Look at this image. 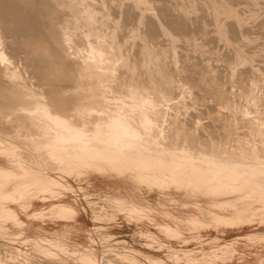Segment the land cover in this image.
I'll return each mask as SVG.
<instances>
[{
	"label": "bare ground",
	"instance_id": "obj_1",
	"mask_svg": "<svg viewBox=\"0 0 264 264\" xmlns=\"http://www.w3.org/2000/svg\"><path fill=\"white\" fill-rule=\"evenodd\" d=\"M95 1L49 0V9L58 15L56 25L50 20L41 22L42 7L34 8L29 19H24L23 6L16 4V0L0 5L3 18L13 15L16 20L12 26L22 28L14 34H25L35 43L27 59L39 67L34 79L24 77L15 58L3 51L0 36V240L18 243L22 248L32 245L36 255L15 247L16 255L0 246V264H264V159L258 155L261 152L250 150L252 160L246 161L241 153L244 147L237 152L217 145L220 140H202L187 131L178 113L185 105L188 81L183 82L184 86L182 81L175 80L174 72L166 70L168 62L166 68L163 66L165 59L169 61L167 57L178 55L173 49L178 39L173 26L161 23L155 15L150 20L145 17L151 29V34H146L152 37L155 31L166 35V40L171 38L174 47L168 42L174 55H169L166 48L152 47L156 42L151 40L149 45L151 38L136 30L130 34L132 40L129 35L127 39L123 37L130 43L142 41L139 54L132 55L128 53L130 47H126L127 52L123 50L124 41H120L117 32L120 20L115 18V11L111 13L108 0H99L100 7L94 6ZM128 1L133 2V6L129 3L135 11L143 7L144 12L155 9L152 0ZM226 1L229 2L208 0L207 4L214 15V32L228 42L231 35L226 23L234 19L233 32H240L255 17L247 18L246 11ZM249 1L256 5L262 2ZM195 4L182 7L181 13L191 16L196 11ZM139 12L134 18L141 25L146 13ZM41 24L58 36L49 39L51 33H43ZM46 39H53L51 55L45 53L46 47L44 52L39 50ZM242 40L246 45L250 42L249 36ZM235 51L234 62L249 66V52L245 54L239 48ZM66 56H73V64H67ZM67 73L72 74L71 80L65 79L66 83L61 85L54 83L58 75ZM258 78L264 88V75L259 74ZM216 79L211 81V88L219 90L217 102L230 107L234 102L219 88L220 79ZM174 96L179 99L173 101ZM250 102L256 110L248 124L264 139V111L257 98ZM5 122L14 123L15 129L7 130ZM40 155L45 162H37ZM91 176L111 182L113 191L102 194L93 190ZM153 195L155 203L151 200ZM81 220H87L89 227L84 231L76 228L74 233L84 232L87 246L70 248L50 231L51 225L59 229L60 225L78 224ZM122 221L136 228L132 236L139 241H133V250L119 248L122 253L114 255L107 249L114 236L105 231L122 226ZM31 233L35 238L29 237Z\"/></svg>",
	"mask_w": 264,
	"mask_h": 264
},
{
	"label": "rangeland",
	"instance_id": "obj_2",
	"mask_svg": "<svg viewBox=\"0 0 264 264\" xmlns=\"http://www.w3.org/2000/svg\"><path fill=\"white\" fill-rule=\"evenodd\" d=\"M5 1L6 0H0V5L1 4L3 5ZM48 1L49 0H46V1L45 0H33V1L32 0H16V4H19V5L21 4V6H23V10H24L23 17H24V19H26V18L29 19V17L32 14V10L39 6L40 9L43 8V12L42 13L40 12V15L43 14L42 15L43 17L40 16V19L43 18L44 21L42 20L41 22L45 23V21L47 22V21L50 20L51 22H53V24L56 25L57 16L58 15L55 14L56 12H53V11L51 12V9H49L51 7L48 6V4H49ZM154 1L152 0L153 5L155 6L154 7L155 9L153 11L147 10V11L144 12L145 9L143 10V8H144L143 6H142L143 8L136 9V11H135L134 7H130L131 6L130 3H132V6H133V2L132 1L130 2L128 0H108L109 4L111 6L110 7L108 5L111 13H114V11H115L114 14L117 15L115 17V15L113 14V17H115V18L118 17L117 18L118 21L120 20L119 21V25L121 27L118 25L119 28H117V32H118L119 39H121L120 41H122V40L124 41V43L122 42L123 43V48H124L123 50L127 52L126 47H127V49H128V47H130L128 49V53H130V54L132 53V55L134 53H137V54H134L136 56L139 54V50H140L139 47H140V44H141L142 41L140 42V40H134L133 42L130 43V41L127 42V40H126L128 37H129L128 39H131V37H130L131 32L136 30V31H138V32L140 31V33H142L140 35H142V36L146 35L145 38H148V39L151 38L150 41L152 40L153 42H156V44L155 43L151 44V43H153L152 41L149 43V40H147V39L145 40V41H147L146 42L147 44L149 43V45L151 44V46L155 45L154 48L158 47L157 49H159V50H162L163 48L164 49L166 48L169 51V53H171L169 55H174V53L177 51L178 55L175 53L174 56L167 57V59L169 61L172 58L171 60L173 62L170 61L171 62L170 63L169 61H167L165 59L163 61V63L165 61L166 62L164 63L165 65L163 64V66H165V68H166L167 67L166 63L168 62L167 64L169 65L168 66L169 68H167L166 70L167 71L170 70V73L174 72L172 75H175V76L178 75L176 77L175 76H173V77L175 78L176 81H180V82L182 81L181 83L184 86L186 84V88H187V85H188V88H189V89L187 88L188 92L184 96V97H186V98H184L185 105H184L183 108L180 109V111L178 113L179 121L185 124V129L187 131H190V133L192 135H194L196 137H200L202 140L209 141L210 139L213 138L214 140H216V143H217V140H220V143L218 142L217 145H219V146H223L224 145L223 147H225L227 149H231V150H234V151L236 150L237 152H241L239 150L242 149V147H244L245 150H243L241 153H242L243 158L246 161H251L252 160L251 156L253 154H252V152H249L250 150H254V153H256V154L261 152L258 155L262 156L261 159L263 160L264 159V152H263L262 148L264 147V141H263L264 139L259 134H257V132L254 129V126L251 127L250 123L248 124V122H249L248 120L251 119L252 116L255 113V112L253 113L252 111L256 110V107L253 105L252 102H250L252 100V98H257L258 99V102L261 104V108L260 109L262 111H264V88L258 81L259 74L260 75H264V72H263L264 71V67H263L264 66V64H263L264 63L263 62L264 61V57H263L264 54L262 53L263 50H261V49H264V45H263L264 44V0H262V2L260 1L261 3H257V5L255 3H253L252 1H249V0H229V2L226 1L230 5L236 6L240 11H242V12L246 11L245 15L247 16V18H251V17L254 18L255 17L251 21L249 19L248 21H250L251 23L248 22L247 24H249V25L246 24L248 27L246 25H245V27L242 26L240 32H236V31L233 32V30H234L233 26L235 25V20L234 19L230 20V21H233V22H228L227 21L228 23H226V27H228V30L231 32V33L229 32V36L231 35L229 37V39L231 40V41H228L229 43L227 41L225 42L224 40L219 39L217 34L214 32L215 31V26L213 25L214 24V17H213L214 15H213L212 10H210V7L207 4L208 0H193V1L190 0L189 3L186 0H184L185 2L182 0V2H184L186 4L185 6L182 5V2L180 0H154ZM195 1H196V3L198 2L197 5L195 4ZM98 3H99V0L95 1L94 6L95 7L96 6L100 7L99 5L101 3L100 4H98ZM128 4H129V6H128ZM187 4L188 5L189 4H193V5L195 4L196 11H194L191 14V16L187 15L188 17H185L184 13H181V10L183 9L182 7H186ZM249 4H250V7H249ZM254 5H255V7H253ZM25 6L27 8H25ZM205 6H207V9H206ZM256 7H258V8H256ZM132 9H134V10H132ZM137 10H139L141 13L139 11H137ZM208 10H209V12H208ZM248 10H251V11L253 10L252 12H255L257 10L258 11L255 12V13H257L255 16L254 15L251 16V14H253V13L251 11H248ZM247 11L250 12V16L247 15V14H249ZM133 12H134V14H133ZM136 12H139L140 14L146 13V14L143 15L145 21H147L148 19L150 20L151 17L155 18V16H156L157 20L159 19L161 21V23L163 22V24L165 23V25L169 24V25L173 26L172 27L173 31H175L174 33L176 35V38H178V39L175 38L176 40H175V43H174L175 44L174 46H176L177 48L174 47L173 44L171 43V41H172L171 38L166 40V38H168L166 35H162L161 33L160 34L155 33V31H152L153 32L152 33V35H153L152 37H150L151 35L146 34L147 32L151 34V32H150L151 29L149 30V28H150V26H149L150 24L149 23L150 22L147 21V24H148L147 25L146 22L144 21L143 24L140 25L138 23V21H137L138 19L134 18L135 17L134 15L136 14ZM27 15H28V17H27ZM153 15H155V16H153ZM182 15H183L184 18L182 17ZM145 17H149V18L147 19ZM13 20H16V18L13 15L10 16V14H8V16L6 18H3V16L1 15V12H0V33H2V34H0V36H1L2 40L4 41V47L2 49H4L3 51L7 55H9L11 58L12 57L15 58V59H13V58L12 59L16 63L19 64L20 70H21V72H22L24 77H26L28 79H30V78L34 79L33 76L37 73L39 67L36 65V63L30 62L29 59H27L28 58L27 54H29L28 53L29 50H33L34 49V44L35 43L33 42V40H31V38H29V36H27L25 34L24 35H16V34H14L15 33L14 31L19 30L21 27H16L14 25L12 26V24L14 23ZM178 21H179V23H178ZM176 22H177V24H176ZM44 23H43V25H44ZM180 23L181 24L183 23V24L181 25ZM257 23H259V24H257ZM41 25H40V30L43 29L42 30L43 33H44L45 30H46L45 33H46L47 36H49V33H51L50 35L52 37L49 36L50 38L49 37H47V38H49V39L55 38L54 35H56L57 32L54 33L53 29H52V31H53L52 32L49 28H46L45 26L43 27V25L42 26ZM138 26H139V29H138ZM230 26H232V27H230ZM54 28H56V26H54ZM174 28H175V30H174ZM11 29H13V30H11ZM7 30H9V31H7ZM47 30H50V31H47ZM242 30H244V31H242ZM246 30H247V32H246ZM29 31H31V30H29ZM235 32L237 33V35L240 33V35H238V37H237V35L235 36V34H236ZM52 33H54V34H52ZM246 33H248V34H246ZM257 33H259V34H257ZM243 34H245V35H243ZM56 36H58V34ZM240 36H242V38ZM245 36H247V37L249 36L250 42L252 41L251 43L250 42L249 43L252 44V45H250L249 43H248V45H246L247 42L246 43L243 42L242 39ZM121 37L122 38L123 37H125V38L127 37V38L126 39L125 38L122 39ZM232 37H233V39H231ZM182 38H184V39H182ZM49 39L45 40L46 43L45 42H44V44L42 43V48L39 47L40 48L39 50H41V52H44L45 50L43 49V47H46L45 49H48L47 51H49V52H47V51L45 52L47 55L48 54L49 55L52 54V52H50V50H51L52 46L54 45V43L52 41L53 39L48 41ZM238 39H239V41L241 39V43L238 42ZM125 41L127 43H125ZM168 41L172 44V46L174 48L172 46H170V43ZM134 42H135V44H134ZM231 42H233V43H231ZM242 43L245 44L246 46L242 45ZM129 44L131 46H129ZM167 44H168V46H167ZM196 44H197L198 49H197V47H195ZM235 44H236V46H235ZM239 44H241V45H239ZM49 45H51V46H49ZM166 46L169 47V48H167ZM239 46L242 47V48L244 47V49L246 47V49L244 50V49L240 48ZM256 47H259V48H256ZM172 48L175 51L174 53H173ZM238 48L240 50H242L243 52H245V54L247 52H249V53L246 54L247 56L249 55V57H250L249 66H248L247 63H244V65H242L243 64L242 62L235 63L237 61V56H236L237 52L235 50H238ZM256 49H259L260 53H262V54L258 53L259 50H256ZM170 51H172V52H170ZM250 53H253L254 55L250 54ZM176 55L178 56V58H177L178 61L176 59V57H177ZM251 56H256L257 58L256 57H251ZM232 57H234V58H232ZM64 58H65L64 60L67 61V64H69V63L73 64V62H74L73 56H72V58L71 57H67V56L64 57ZM173 58H175L174 60H176L177 63H176V61L174 62ZM230 58H232V59H230ZM253 58H254V60H253ZM251 61L254 62L252 65H251ZM174 63H175V65H174ZM232 63L235 64V65H233ZM72 64H70V65H72ZM236 64H238V65H236ZM230 66H231V69H234V70L229 69ZM237 66H238V68H237ZM243 66H244V68H243ZM259 66L262 69L261 70L259 68V71L261 70L260 72L262 74L257 69L255 70V68H258ZM34 68H35V70H34ZM176 69L179 70V72H177ZM174 70L176 71L177 74L175 73ZM227 70L228 71L231 70V72L229 73ZM248 70H250V71H248ZM254 70L257 71L259 74H256L254 72ZM225 71L227 72V74H226ZM235 71H236L237 76L235 74ZM68 74H70V73H67V75ZM233 74H234V76H233ZM252 74L254 75V79H253ZM67 75H65V74L64 75L63 74L62 75H58V78H56V81L55 82L53 81V82L54 83L58 82V83H56L58 85L64 84V83H66L65 79H66V81H68L70 78H72V74H70V76H67ZM210 75H211V77H210ZM242 75H243V77H242ZM255 75L256 76L258 75V76L256 77ZM214 76L218 80L220 79L219 82L220 81L224 82L223 84H225V85L220 84L218 82V80L216 79L217 82H218L219 88L221 90L223 89V92L225 91L224 93L226 94V96H228V98L231 99L234 102V103L232 102L233 104L230 107H222L221 105H219L220 103H218V102H220V100H219L220 98H219V95H218V92H217L219 90L215 89V88H211L212 87L211 86V81H214V79H215ZM238 76L240 77V79H239ZM245 76H247L246 79H245ZM180 77L182 79H184L185 81L182 80ZM224 77H225V79H226V77L227 78L229 77V78L227 80H225ZM249 77H250V79H249ZM192 78H193V80H192ZM205 78H207L209 80H206ZM241 78L245 79V81L244 80L241 81ZM247 78H248V80H247ZM63 79H64V81H62ZM210 79H211V81H210ZM205 80L207 81V83H206ZM59 81H61L60 84H59ZM189 81H190V83H189ZM200 81L202 82V84H201ZM234 81H235V83H234ZM183 82L184 83L187 82L188 84L187 83L184 84ZM227 82H228V84H227ZM239 82H240L241 86H240ZM198 83L200 85H203L202 87L200 85L199 86L202 89L204 88L205 90L199 89L200 87H198V85L196 86V84H198ZM203 83H206V86ZM231 83H232V85H230ZM192 84L195 85V88H194V86H192ZM235 84H237L236 87L238 86L237 89L240 87L239 88L240 91L236 90ZM248 84H250L249 85L250 87L248 86ZM208 86H209V88H208ZM223 86H224V88H223ZM225 86H226V89H225ZM196 87H198V88H196ZM248 87H249V89H248ZM254 87H256V88H254ZM257 87H258V89H257ZM260 87H262L263 90ZM190 88H192V89H190ZM233 88H234V90H233ZM213 89L216 90V91H213ZM244 89H246V90L244 91ZM211 90H212L213 93L210 92ZM247 90H248V92H247ZM226 91H227V93H226ZM228 91H230V92H228ZM250 91H252L253 94H251ZM214 92L217 93V94L215 93L216 94L215 96H214ZM243 92H245L247 94H245ZM258 92H259V94H258ZM189 93H191V94H189ZM210 93H212V94H210ZM177 97H175V99H173V101H177L179 99V97L178 98ZM237 121H239V122L236 123ZM6 123H8V122H5L4 126L7 128V130L10 131L11 128H13V130L15 129L14 128L15 127L14 123H11V122H9L8 124H6ZM0 124H1V120H0ZM248 126H250V127H248ZM167 127H168L169 130H171L170 127H169V124H167ZM188 128H189V130H188ZM247 132H248V134H247ZM197 135H199V136H197ZM228 135H230V136H228ZM255 135H257V136H255ZM236 139L238 141H236ZM223 143H225V144H223ZM246 144H248V145H246ZM235 146H236V148H235ZM259 147L261 149V150L259 149L260 151L258 150ZM233 148H235V149H233ZM244 151H245V153L247 152L246 153L247 155L244 153ZM248 152L251 155H249ZM37 162L38 163L39 162H45L44 157L42 155H40V157H39ZM90 179H91V183H92V186H93V190L97 191L98 193L109 194V193H111L113 191V184L111 182L99 181L94 176H91ZM83 184H84V186L86 185L85 183H83ZM151 200H152L153 203L156 202L155 201V195H153ZM120 224L122 226H119V227L113 228V229H108V230L105 231L107 234H109L111 236H114V239L111 240L107 244V249L112 251L114 255L122 253L123 249H126L127 251L130 250V249L133 250L136 247V244L133 241L134 240H136V242L139 241L138 238L135 239L132 236L135 233V230H136V228L134 226H132L131 224H129L127 222H123V221L120 222ZM89 225H90V223L87 220H81L78 224L68 223L66 225H60L59 229H55V226L51 225L50 226V229H51L50 231L52 233H54L57 237H60L64 241V243L67 246H69L70 248H78L80 246H83V247L87 246L88 242H87V239H86L85 235L83 234L84 232L82 233V235H76L74 233V230L76 228H78L79 230L84 231L87 227H89ZM29 237L35 238L34 233H31L29 235ZM0 246H2L6 251L13 252V254H16V255H17V252H16L15 249L19 248V249L22 250V252H27L28 254H31L32 256H36L34 254V252H32L33 251L32 245H29V246H26V247L22 248L21 245L18 244V243H12V242H9V241L0 240ZM119 248L120 249L122 248V250H120ZM11 250H13V251H11ZM157 255H159V254H157ZM37 259L41 260L42 257L41 256H37ZM39 264H43V263L40 262ZM44 264H46V263H44Z\"/></svg>",
	"mask_w": 264,
	"mask_h": 264
}]
</instances>
